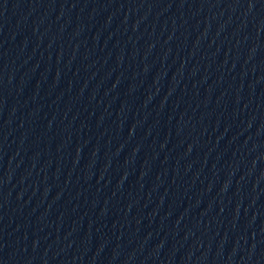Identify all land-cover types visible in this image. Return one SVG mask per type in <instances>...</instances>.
<instances>
[{
    "label": "water",
    "instance_id": "95a60500",
    "mask_svg": "<svg viewBox=\"0 0 264 264\" xmlns=\"http://www.w3.org/2000/svg\"><path fill=\"white\" fill-rule=\"evenodd\" d=\"M0 264H264V0H0Z\"/></svg>",
    "mask_w": 264,
    "mask_h": 264
}]
</instances>
